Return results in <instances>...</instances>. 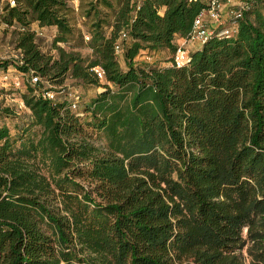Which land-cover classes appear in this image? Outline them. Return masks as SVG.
Segmentation results:
<instances>
[{"label": "trees", "instance_id": "16d2710c", "mask_svg": "<svg viewBox=\"0 0 264 264\" xmlns=\"http://www.w3.org/2000/svg\"><path fill=\"white\" fill-rule=\"evenodd\" d=\"M68 1L0 10L14 66L38 78L24 134L0 126V264H264V0L181 68L136 58L174 53L201 0H90L89 58L63 48ZM34 28L56 30V55ZM66 79L103 91L82 112L43 97Z\"/></svg>", "mask_w": 264, "mask_h": 264}, {"label": "rangeland", "instance_id": "374dc122", "mask_svg": "<svg viewBox=\"0 0 264 264\" xmlns=\"http://www.w3.org/2000/svg\"><path fill=\"white\" fill-rule=\"evenodd\" d=\"M206 3L207 0H201ZM240 0H232L227 2L226 0H221L222 3V19L220 25H215L213 23H208L210 28H216L218 31L220 28L228 27L230 28L233 24V18L230 14L231 11L236 10L239 5ZM6 4V0H0V10ZM90 0H69L68 9L70 10L68 17L69 24L74 29L73 41L68 45H63L64 49H68L70 45H77V51L81 56L89 58L91 51L86 46L85 36H89L88 30L91 27V18H87L85 15L86 10L89 8ZM113 6L116 8L117 4L113 2ZM102 15L106 16L105 21L111 24L112 12L104 7H99ZM264 13V11H262ZM105 23L104 29L108 32L109 25ZM5 26L0 23V126H5L9 130L10 136L15 137L20 134H24L23 130L27 128L29 123L28 110L24 106L22 101V95L26 92V85L30 81V75H20L21 73L14 66L12 61L13 56L16 55V49L14 44L11 42L10 29L5 32ZM233 28V27H232ZM42 36L38 37L37 42L39 50L42 53H50L56 55L52 50V40L56 34L55 29H46L42 32ZM82 35V44L80 42V36ZM194 42H186V44H191ZM173 53L167 49L155 53H148L147 51L141 52L136 58L137 62H144L156 67H169L172 59ZM118 62L124 68L122 57L118 55ZM6 65V66H4ZM4 75H7V80H3ZM19 80V87L12 86L14 79ZM102 81L100 85H103ZM52 90L50 93L54 96V99L58 102L68 101L72 102L75 98L78 99V105L76 111L82 112L86 105L100 92L103 91L102 87L99 86H83L73 80L66 79L60 85H49L45 84L42 90ZM80 101V103H79ZM38 128H33L31 134L36 136L38 133Z\"/></svg>", "mask_w": 264, "mask_h": 264}, {"label": "built area", "instance_id": "2783aa9c", "mask_svg": "<svg viewBox=\"0 0 264 264\" xmlns=\"http://www.w3.org/2000/svg\"><path fill=\"white\" fill-rule=\"evenodd\" d=\"M227 2H231L232 0H226ZM8 7L13 8L16 5L15 0H7ZM206 10L202 12L194 21V24L192 26V30L190 33V37L188 40H185V42H196L200 44L201 46L205 44L211 37L216 36V37H225L228 38L234 31V28L230 27H222L218 31L216 28H210L208 26V23H213L215 25H220L221 24V13H222V3L221 0H207L206 2ZM250 8V4L247 0H240L238 7L236 10L231 11L232 18L238 19L242 16L243 13L248 11ZM34 32L36 37L42 36V31H40L38 28H34ZM126 33L121 34L120 40L126 39ZM86 41H88V37H84ZM16 55L13 56V64H16L18 66L22 65V58H21V53L19 50H16ZM116 53L121 52V47L120 43L116 45L115 47ZM1 59V58H0ZM190 61V53L184 48V46H179L176 48L175 52L173 53L170 66L171 67H176V68H181L185 65H187ZM96 77L99 80L103 79V72L99 68H94L93 69ZM24 75V74H20ZM30 81L29 83L31 85H36L38 83V78L32 74H30ZM3 80H7V75H4ZM19 80L17 78L14 79L13 85L15 87H19ZM43 97L47 99H52L53 95L51 93L45 92L43 93ZM75 100H78L75 98ZM72 109H76V103L72 104Z\"/></svg>", "mask_w": 264, "mask_h": 264}, {"label": "crops", "instance_id": "0c3cea01", "mask_svg": "<svg viewBox=\"0 0 264 264\" xmlns=\"http://www.w3.org/2000/svg\"><path fill=\"white\" fill-rule=\"evenodd\" d=\"M33 27H36L35 25H33ZM52 29V28H51ZM173 44L175 45V47H179V46H184V48L190 53L192 54L195 51H198L201 48V45L194 42L191 44H186L185 40L183 38H180L178 36H176L174 38Z\"/></svg>", "mask_w": 264, "mask_h": 264}]
</instances>
